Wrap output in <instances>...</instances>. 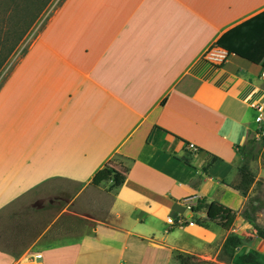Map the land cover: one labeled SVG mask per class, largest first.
<instances>
[{"label":"crops","instance_id":"crops-1","mask_svg":"<svg viewBox=\"0 0 264 264\" xmlns=\"http://www.w3.org/2000/svg\"><path fill=\"white\" fill-rule=\"evenodd\" d=\"M260 14L264 0H66L2 87L0 264H144L159 250L164 264H229L230 234L264 255L244 215L264 230L260 156L247 194L230 187L264 128V68L228 50ZM63 181L109 195L107 222L80 232L63 210H20ZM200 201L234 210L230 230L193 223Z\"/></svg>","mask_w":264,"mask_h":264},{"label":"trees","instance_id":"trees-1","mask_svg":"<svg viewBox=\"0 0 264 264\" xmlns=\"http://www.w3.org/2000/svg\"><path fill=\"white\" fill-rule=\"evenodd\" d=\"M51 1L52 0H0V15H2L0 20V71L4 68L8 59L17 50L26 34L30 31ZM2 5H4V7ZM262 17V14H260L258 18L255 17L252 20L250 28L243 35L237 46L233 50H228V54H235L254 64H260L264 68V20ZM216 46L222 47L221 40L217 42ZM257 141V139L249 140L246 146L242 147L244 150L248 148V154H244L247 160L253 157ZM182 160L186 164H190L187 157H183ZM216 160L217 158L213 156L208 162L207 167ZM247 160H244L238 167V182L230 185L231 188L240 191L243 195L247 194L251 185L255 182V175L250 170ZM202 209L206 212L205 220L192 221L198 226H205L207 221L213 222L220 228L228 231L236 218V212L234 210L215 201L210 203L200 201L196 206L191 207L190 211L196 213ZM244 215L249 223L253 225L256 235L264 239V230L257 227L253 219L248 217L245 211ZM182 219V224H178V219H176L174 224L169 227L168 231L188 225V220ZM244 242H248V240L241 239L233 234L226 237L221 249L222 253L228 255V261L225 260V262L229 264H264V255H256L252 252H245L243 250ZM237 252L240 253L236 255ZM174 259L178 264L201 263L197 257L180 252L175 253Z\"/></svg>","mask_w":264,"mask_h":264},{"label":"rangeland","instance_id":"rangeland-1","mask_svg":"<svg viewBox=\"0 0 264 264\" xmlns=\"http://www.w3.org/2000/svg\"><path fill=\"white\" fill-rule=\"evenodd\" d=\"M66 0H52L46 7L39 19L32 26L30 31L26 34L17 50L11 55L6 62L4 68L0 71V91L2 87L13 72V70L21 62L24 54L30 49V47L39 39L42 32L46 29L47 25L52 21L55 15L60 11L63 3ZM4 7V5H2ZM2 9V8H1ZM2 15H0L1 20ZM1 22V21H0ZM1 26V23H0ZM3 90L0 98V103H7L6 92ZM263 127V126H262ZM259 138L253 152V157L243 160H247L252 165V169H258V159L261 158V164L264 166V128L259 129ZM44 188L40 189L37 193L28 195L23 206L20 210L36 212L38 210H47L50 212L64 213V225L66 227H73L79 229L80 232H90V229L96 225L95 220L107 222L108 208L111 204V197L107 194H103L98 190L89 187H82L72 182L63 181L60 187L55 190L47 189L44 192ZM79 193L77 197L76 194ZM76 196V197H75ZM245 240V239H244ZM243 250L249 252L247 242H244ZM238 252L237 254H239ZM167 252L159 250V252H149L147 254V262L144 264H164L167 261ZM228 255L220 253L218 258L226 260ZM170 262V260H169ZM170 264H175L172 260Z\"/></svg>","mask_w":264,"mask_h":264},{"label":"built area","instance_id":"built-area-1","mask_svg":"<svg viewBox=\"0 0 264 264\" xmlns=\"http://www.w3.org/2000/svg\"><path fill=\"white\" fill-rule=\"evenodd\" d=\"M225 57H226V52L223 50L217 49V48L210 49L205 55V58L208 61H211V62L218 64V65H221L223 63ZM186 148L188 151H196V148L193 144H187ZM175 220H169L168 221L169 226L173 225ZM182 223H183V219L178 218V224H182Z\"/></svg>","mask_w":264,"mask_h":264}]
</instances>
